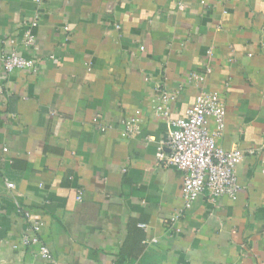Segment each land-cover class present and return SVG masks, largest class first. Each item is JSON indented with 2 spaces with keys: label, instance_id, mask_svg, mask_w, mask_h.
<instances>
[{
  "label": "crops",
  "instance_id": "0c3cea01",
  "mask_svg": "<svg viewBox=\"0 0 264 264\" xmlns=\"http://www.w3.org/2000/svg\"><path fill=\"white\" fill-rule=\"evenodd\" d=\"M179 1L0 0V54L15 37L37 63L4 78L0 61V264H49L20 245L26 211L64 264H264V0ZM207 69L227 109L218 144L245 153L240 190L201 196L168 227L183 179L156 161L168 130L156 87L179 92L171 118L184 117L202 87L190 77ZM137 112L142 132L128 138L121 123Z\"/></svg>",
  "mask_w": 264,
  "mask_h": 264
},
{
  "label": "built area",
  "instance_id": "2783aa9c",
  "mask_svg": "<svg viewBox=\"0 0 264 264\" xmlns=\"http://www.w3.org/2000/svg\"><path fill=\"white\" fill-rule=\"evenodd\" d=\"M45 0H35L37 8L41 11ZM184 0L178 3V9H184ZM40 12L37 16L23 25L22 45L30 48L36 42L34 30L40 23ZM119 28V27H118ZM9 47H3L0 61L3 65V77L8 78L16 71L37 72V63L32 58L23 56L17 48V39L11 37L2 42ZM212 55V50L208 52ZM212 74L207 69L203 75H192L190 81L201 84L200 92L193 105L189 107L184 117L173 119L169 105L174 102L179 92L169 91L164 83L156 87L159 105L154 108L156 115L161 116L167 123L168 130L165 137L159 141L156 161L163 168H174L182 173V197L183 206L174 217L166 219L164 224L170 226L172 222L185 217L198 199L207 195L212 203L228 197L237 199L240 183L236 173L237 167L245 157L240 149L226 150L218 144V140L226 130V103L216 91L205 88L207 78ZM3 93V91L1 92ZM210 120L215 127H210ZM101 133L107 132L111 126L105 125L99 115L93 119ZM122 126L128 138H134L142 132L141 113L137 112L133 117L122 121ZM152 142L154 137L148 136ZM4 153L8 149H3ZM9 189H14V183H8ZM82 200V193L78 196ZM27 228L20 238V245L33 249L38 256L49 264H64L60 262L42 239L44 223L35 219L30 212L23 213ZM144 230L147 225H140ZM157 239L144 241L145 245L157 243Z\"/></svg>",
  "mask_w": 264,
  "mask_h": 264
}]
</instances>
